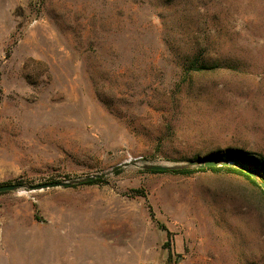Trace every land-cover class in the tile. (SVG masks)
Returning <instances> with one entry per match:
<instances>
[{"label":"rangeland","instance_id":"obj_1","mask_svg":"<svg viewBox=\"0 0 264 264\" xmlns=\"http://www.w3.org/2000/svg\"><path fill=\"white\" fill-rule=\"evenodd\" d=\"M229 150L264 158V0H0V183H69L0 194V264H264L262 190L169 172Z\"/></svg>","mask_w":264,"mask_h":264},{"label":"trees","instance_id":"obj_2","mask_svg":"<svg viewBox=\"0 0 264 264\" xmlns=\"http://www.w3.org/2000/svg\"><path fill=\"white\" fill-rule=\"evenodd\" d=\"M207 161L238 163L240 165L250 168L258 176V179L252 178L249 174H247L240 168H237L234 166L211 167V168L194 169V170H191L189 168H174V169H171L169 172L172 174L181 175V176H190L195 172H205V171H211L215 173L225 172L227 174L236 175V176L244 178L251 185L259 188L260 190L264 192L263 188L260 185L261 183L264 182V158L263 157H260L254 153H248V152H243V151H238V150H229L225 152L224 154L215 153L212 156H209L207 158ZM151 173H161V172L151 171ZM103 181L104 180L102 178H98L92 181H84L82 184L94 185V184H99ZM1 185H4V183H0V186ZM134 196L143 197V198L146 197L145 193L140 190H136L134 192Z\"/></svg>","mask_w":264,"mask_h":264},{"label":"water","instance_id":"obj_3","mask_svg":"<svg viewBox=\"0 0 264 264\" xmlns=\"http://www.w3.org/2000/svg\"><path fill=\"white\" fill-rule=\"evenodd\" d=\"M190 165L194 167L195 169H205V168H211V167H223V166H234L237 168H240L247 174H249L252 178L258 179V176L248 167H245L243 165H240L238 163L234 162H216V161H205V162H190ZM139 167H143V165H138ZM120 167H116L115 170H118ZM147 168L151 171L156 172H165L168 171V167L161 166V165H147ZM105 175H97L95 177H88L86 181H92L94 179L103 178ZM69 183L67 182H53V183H43V184H37V185H30V186H23L21 184H4L0 186V194L1 193H8L13 192L18 189H24L26 192L34 193L39 191H44L47 189H52L56 187H66ZM261 187L264 190V182L260 184Z\"/></svg>","mask_w":264,"mask_h":264}]
</instances>
